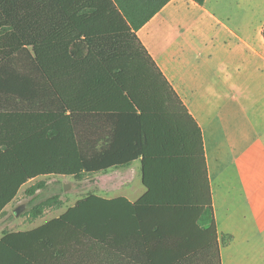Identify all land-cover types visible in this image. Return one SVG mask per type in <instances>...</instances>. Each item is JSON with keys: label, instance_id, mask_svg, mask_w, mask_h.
Wrapping results in <instances>:
<instances>
[{"label": "trees", "instance_id": "trees-1", "mask_svg": "<svg viewBox=\"0 0 264 264\" xmlns=\"http://www.w3.org/2000/svg\"><path fill=\"white\" fill-rule=\"evenodd\" d=\"M169 1L0 0V215L40 177L140 160L146 189L4 233L0 264H221L200 128L136 34Z\"/></svg>", "mask_w": 264, "mask_h": 264}, {"label": "crops", "instance_id": "crops-1", "mask_svg": "<svg viewBox=\"0 0 264 264\" xmlns=\"http://www.w3.org/2000/svg\"><path fill=\"white\" fill-rule=\"evenodd\" d=\"M263 23L248 36L246 24L223 11L222 0L202 6L170 0L136 33L200 128L221 264H264ZM137 165L140 184L122 187L121 171ZM95 174L102 182L100 194L92 195L135 203L146 192L140 160ZM58 208L28 221L16 218L13 225L26 228L7 233L33 231L68 210Z\"/></svg>", "mask_w": 264, "mask_h": 264}, {"label": "rangeland", "instance_id": "rangeland-1", "mask_svg": "<svg viewBox=\"0 0 264 264\" xmlns=\"http://www.w3.org/2000/svg\"><path fill=\"white\" fill-rule=\"evenodd\" d=\"M222 6L223 11L232 17L234 23L246 24L248 36H252V33H254L251 30L252 28L254 30L258 24L264 22V0H222ZM133 172L136 173L135 181L129 179ZM112 178L114 181L118 179L117 176H113ZM118 181L122 183L123 186H121L124 188L132 187L134 183L139 185V165L134 170L123 169L119 174ZM38 182H44L45 186L37 190L34 195L28 196L26 190ZM101 182L102 178L100 174L86 175L81 181H77L72 177L59 176H46L29 181L20 189L11 205L0 215V238L2 233L25 229L26 225H13V220L16 218H24L28 221L27 213L34 205L56 195L61 202L58 205L59 208L56 210L65 211L77 201L93 193L100 194L98 187H101ZM22 205L25 206L17 215L15 211L22 207ZM52 207H49L50 210Z\"/></svg>", "mask_w": 264, "mask_h": 264}, {"label": "water", "instance_id": "water-1", "mask_svg": "<svg viewBox=\"0 0 264 264\" xmlns=\"http://www.w3.org/2000/svg\"><path fill=\"white\" fill-rule=\"evenodd\" d=\"M23 209V206L22 207H20V208H18L15 212H16V214L18 215L19 214V212L21 211Z\"/></svg>", "mask_w": 264, "mask_h": 264}]
</instances>
